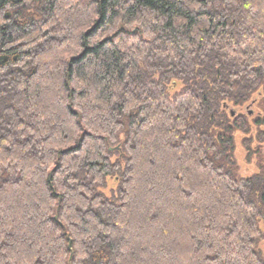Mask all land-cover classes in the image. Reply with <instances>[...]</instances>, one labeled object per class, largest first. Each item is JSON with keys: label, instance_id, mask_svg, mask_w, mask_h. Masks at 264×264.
Segmentation results:
<instances>
[{"label": "trees", "instance_id": "1", "mask_svg": "<svg viewBox=\"0 0 264 264\" xmlns=\"http://www.w3.org/2000/svg\"><path fill=\"white\" fill-rule=\"evenodd\" d=\"M262 222L264 0H0V264H264Z\"/></svg>", "mask_w": 264, "mask_h": 264}, {"label": "rangeland", "instance_id": "2", "mask_svg": "<svg viewBox=\"0 0 264 264\" xmlns=\"http://www.w3.org/2000/svg\"><path fill=\"white\" fill-rule=\"evenodd\" d=\"M250 111H254V112L256 111L255 106L253 104L245 109V112H250ZM242 138H243L242 135L240 134L237 135V151H236L237 161L240 167L241 175L243 177H251L257 173V167L255 166V164L247 163L246 152L241 144ZM261 228L264 231V222L261 223ZM260 248L264 255V241L260 244Z\"/></svg>", "mask_w": 264, "mask_h": 264}]
</instances>
